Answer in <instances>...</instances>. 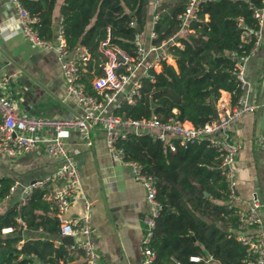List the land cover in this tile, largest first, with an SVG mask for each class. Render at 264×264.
Instances as JSON below:
<instances>
[{"label":"trees","instance_id":"1","mask_svg":"<svg viewBox=\"0 0 264 264\" xmlns=\"http://www.w3.org/2000/svg\"><path fill=\"white\" fill-rule=\"evenodd\" d=\"M35 21L31 24L39 37L51 39V12L56 0H20ZM264 0H202L188 28L193 33L177 38L181 47L169 45L167 52L174 65L161 63V70L148 68L151 75L139 78V96L132 103L121 101L113 114L121 118L172 117L199 127L211 120L220 90L230 94L234 105L239 93L231 71L230 52L246 54L254 44L258 29L252 11ZM148 0H61L58 15L67 48L93 47L81 80L92 93L90 79L101 73L103 61L96 50L116 47L135 57L134 34L144 27ZM185 0H162L152 25L151 44L174 34L179 28L176 14ZM134 26H129L130 21ZM243 24V26H241ZM247 34V36H245ZM150 102L154 107H150ZM174 110V112L172 111ZM174 148L148 134L129 133L115 146L123 158L139 164L141 172L154 178V198L159 204L148 247L154 252V264H204L207 257L219 264H246L244 247L234 235L218 224L235 227L227 200V186L219 170V152L208 140ZM13 179L0 176V200L9 195ZM207 193V197L202 196ZM47 191L32 189L24 201H11L0 213V264H72L74 257L66 245H54L47 236L59 235L55 209L45 198ZM9 227L8 233L1 229ZM23 230L40 231L41 239H23ZM199 258L198 261L190 260Z\"/></svg>","mask_w":264,"mask_h":264},{"label":"built area","instance_id":"2","mask_svg":"<svg viewBox=\"0 0 264 264\" xmlns=\"http://www.w3.org/2000/svg\"><path fill=\"white\" fill-rule=\"evenodd\" d=\"M7 1L14 8L20 33L27 42L38 48L55 51L59 60L65 95L71 98L79 109L77 115L61 119H48L20 113L15 100L2 92L6 80H0V156L13 157L27 154L41 144L47 155L59 159V165L51 173L34 179L21 189L19 201H24L34 188L47 191L59 222V235L80 237L66 246L74 257L72 264H95L97 254L91 240L88 201L82 197L83 213L81 215L71 218L62 216L74 198L80 194V187L76 163L66 151L61 134L65 130L73 129L85 137L91 126L100 127L104 131L107 152L129 170L132 179L144 190L147 211L141 216L143 237L140 264H154L155 255L148 247V243L152 236L159 204L154 198V178L143 174L137 162L124 159L122 150L115 146L116 141L123 140L129 133L151 135L164 143L169 150L174 148V140L182 147L200 140H208L210 145L219 152V170L227 186L225 205L227 209L232 210V216L235 219L234 237L245 249L246 264H264V238L259 229V203L255 198L241 201L235 196L232 165L240 146L228 141L224 136V132L236 119L257 107L247 101L248 82L244 69L248 58L254 53L259 43V27L264 21V2L261 8H255L252 11V17L258 29L254 32L255 41L251 49L246 54L240 55L230 52V57L234 60L231 74L239 91L235 104L229 111L216 115L199 127H193L172 117L166 120H159L156 116L141 119L121 118L113 114V109L118 107L121 101L132 103L134 98L139 96L140 77L145 76L152 81L151 75L146 73L148 68L160 71L162 62L170 64L173 57L167 52V47L169 45L181 47L177 40L180 31L193 33L188 25L195 19L197 5L202 0H185L183 10L175 17L179 22L178 30L157 45L151 44L150 40L155 37L152 25L157 19L156 9L162 0H151L150 29L146 35L143 33V27L134 34L133 42L136 50L133 58L128 57L116 47L106 46L107 39L100 42L98 48L103 61L99 64L101 73L93 75L89 81L92 93L87 91L85 83L81 80V74L85 71V64L89 60L88 49L80 46L67 48L60 22L56 27L54 41L39 37L31 25L35 18L28 14L21 1ZM128 24L134 26L132 20ZM43 129L50 131L51 136L46 138L37 136ZM256 145L264 152V131L257 138ZM14 186L13 184L9 188V193ZM236 203H240V206L236 207ZM10 231L9 227L1 229L2 233ZM190 260L198 261L199 259L191 257Z\"/></svg>","mask_w":264,"mask_h":264},{"label":"crops","instance_id":"3","mask_svg":"<svg viewBox=\"0 0 264 264\" xmlns=\"http://www.w3.org/2000/svg\"><path fill=\"white\" fill-rule=\"evenodd\" d=\"M60 2L61 0L55 1L51 12L52 41L60 22ZM151 12V0H148L143 27L145 35L150 29ZM187 34V31H180L178 37H185ZM96 51L99 53V48ZM170 64L175 66L174 58L170 60ZM244 74L248 82L247 101L257 107L236 119L224 132V136L240 146L232 165L234 194L241 201L251 198L258 201L259 229L264 238V152L256 145L257 138L264 131V21L259 27V43L245 64ZM1 79L6 80L2 92L15 100L20 113L48 119L69 118L79 113L74 101L65 95L55 51L38 48L27 42L20 33L14 8L7 0H0ZM232 107L229 92L220 90L214 109L216 115L227 112ZM184 123L189 124L187 121ZM37 136L50 137L51 132L43 129ZM217 137L220 138L219 135ZM61 140L76 163L80 187V194L62 216L71 218L81 215L84 197L88 201L91 240L97 254L95 264H140L143 237L141 216L147 211L143 188L132 179L129 170L107 152L104 131L100 127L91 126L85 137L68 129L61 134ZM58 165L59 159L47 155L41 144L27 154L0 156V176L13 179L15 185L9 195L0 200V205L6 204L0 209V213L11 201H19L21 189L25 185L51 173ZM45 198L50 201L48 194ZM224 203L222 204L225 205ZM235 206H240V203ZM53 218L57 220L55 214ZM218 225L234 235V228H230L228 222L227 226ZM20 235L23 239H41L47 236L40 231L27 230H23ZM52 236L47 237L53 240L54 245H68L63 241V236ZM77 240L78 238H72V241ZM202 261L204 264H219L209 257Z\"/></svg>","mask_w":264,"mask_h":264},{"label":"water","instance_id":"4","mask_svg":"<svg viewBox=\"0 0 264 264\" xmlns=\"http://www.w3.org/2000/svg\"><path fill=\"white\" fill-rule=\"evenodd\" d=\"M241 26H243V24H241ZM92 49H93V47H90V48L88 49V51L91 52ZM150 107H151V108L154 107V104H153L152 102H150ZM211 117H212V118L216 117V111H215V110H213V112H212V116H211ZM202 194H203L204 197L206 196V193H205V192H203ZM224 204H225V203H224ZM52 237H53V236H52ZM52 237H51V238H52ZM62 239H63V241L65 242V244H69V243L72 242V238L69 237V236H63Z\"/></svg>","mask_w":264,"mask_h":264},{"label":"rangeland","instance_id":"5","mask_svg":"<svg viewBox=\"0 0 264 264\" xmlns=\"http://www.w3.org/2000/svg\"><path fill=\"white\" fill-rule=\"evenodd\" d=\"M5 206H6V204H3V203H2V204L0 205V209H2V208L5 207ZM88 215H90V212L88 213ZM78 238H80V237H78Z\"/></svg>","mask_w":264,"mask_h":264}]
</instances>
